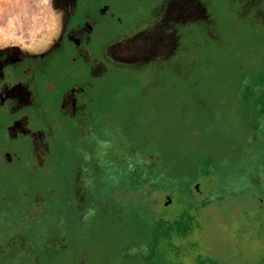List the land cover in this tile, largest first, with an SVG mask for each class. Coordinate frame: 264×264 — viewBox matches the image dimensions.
<instances>
[{
	"label": "rangeland",
	"instance_id": "1",
	"mask_svg": "<svg viewBox=\"0 0 264 264\" xmlns=\"http://www.w3.org/2000/svg\"><path fill=\"white\" fill-rule=\"evenodd\" d=\"M71 3L0 0V54L38 57L49 53L60 41ZM198 3L210 9L199 25L186 20L192 15L200 18L203 11L197 0H129L125 7L141 13L142 21L125 40L113 44L111 51L120 61H151L122 67L125 78L117 80L130 86L136 99L130 112L141 125L130 120V138L134 150L155 148L168 160L172 158V174L194 178L202 166L204 176L211 177L203 188L217 203L221 176L238 169L245 180L239 190H249L252 207L243 206L230 214L226 200L219 207L223 222L215 221L208 230L203 224L190 229L188 219L194 210L184 194H176L171 206L159 208L151 198L157 183L135 174L143 167L133 165L121 187L108 193L99 189L93 208L98 219L87 226L82 205L76 212L74 200L85 182L83 176L78 178L75 132L68 133L65 125L69 128L71 123L50 107V116L42 115L32 127L43 130L50 144L46 180L54 196L49 201L64 212L60 216L75 243L59 257L58 264H264V213L258 208V199H264V17L260 16L264 0H249L252 8L240 7L233 0ZM106 36L110 34L102 36L103 42ZM83 77L62 79L51 74L47 89L60 92ZM112 77L105 78L107 87L116 85ZM35 111L40 113L41 108ZM15 118L0 108V191L4 192L15 184L35 182L30 183L34 175L35 186L41 180L30 149L21 154L16 169L3 164V145L9 142L6 128ZM65 138L71 144L59 157L56 149ZM89 183L84 191L102 185V181ZM236 236L242 252L234 249ZM218 238L223 246L210 241Z\"/></svg>",
	"mask_w": 264,
	"mask_h": 264
},
{
	"label": "flooded vegetation",
	"instance_id": "2",
	"mask_svg": "<svg viewBox=\"0 0 264 264\" xmlns=\"http://www.w3.org/2000/svg\"><path fill=\"white\" fill-rule=\"evenodd\" d=\"M233 1L240 3V7H251L249 0ZM128 3L129 0H72L60 41L47 55L25 57L18 53L0 54V108L3 106L7 113L16 115L6 128L9 142L3 145V164L14 165L16 169L21 154L25 149H30L35 156L33 167L41 176L38 186H35L37 181L34 175L30 183L33 180L35 182L31 184H15L7 189L8 192H4V189L0 191V264H58L59 257L75 246L72 243L73 234L66 229L65 221L60 216L64 212L56 203L51 204L49 201V197L54 196V190L49 188L46 180L50 175V144L43 130L32 127L36 120L50 116V107L71 123L69 128L68 124L65 125L68 133L70 130L75 132L73 139L77 147L74 151L80 168L78 178L83 176L85 182L80 186L83 192L74 200L78 206L76 212L82 205L81 212L88 222L87 226L94 223L95 218L98 219L93 208L100 196L99 189L104 188L108 193L118 188L133 165L143 167L135 174L145 176L150 183L152 180L153 184L157 183L155 187L152 186L151 198L159 208L171 206L178 193L184 194L186 202L190 203L211 197L206 195L202 185L211 177L204 176L202 166L198 167L194 178L181 174L178 176L172 174L175 169L172 158L168 160L155 148L134 150L129 123L132 124L130 120H134V123L141 125L137 116L130 112V106L135 104L133 101L136 99L131 87L120 85L117 80L125 78L122 67L134 68L151 61H120L111 51L113 44L125 40L142 21L141 13L125 8ZM197 4L203 11L198 16L200 18L194 19L192 15L186 20L199 25L210 9L208 5L198 3V0ZM260 16L264 17V12ZM104 34L110 36H106L103 42ZM74 64V69L68 68ZM55 73L61 75L62 79L66 75L84 77L60 92L49 91V78ZM108 75L116 78V85L108 84L112 88L109 91L105 83ZM120 100L124 105H120ZM36 108H41V112H36ZM51 117L50 122L54 121ZM50 126L54 129L52 122ZM61 143L56 149L59 157L71 144L66 138ZM237 170L234 169V172ZM240 178L245 181L242 175ZM94 181H102L101 187L89 186L84 191V185ZM244 191L249 195V190ZM241 192L238 189L237 194ZM226 200L230 214L243 206L252 207V199L242 203L239 198L227 196L219 204L214 200L215 203L207 205L199 217L207 230L208 227H214L215 221L221 219L223 222L219 207ZM258 203V208L264 213V199L259 198ZM259 225L261 228L262 224ZM235 238L239 240V237ZM210 241L219 246L224 244L221 238ZM223 253L225 255V249Z\"/></svg>",
	"mask_w": 264,
	"mask_h": 264
},
{
	"label": "trees",
	"instance_id": "3",
	"mask_svg": "<svg viewBox=\"0 0 264 264\" xmlns=\"http://www.w3.org/2000/svg\"><path fill=\"white\" fill-rule=\"evenodd\" d=\"M253 159V158H251ZM244 183V181L240 178V175L237 172H233L231 174L227 173V175H225L224 177H222L219 181V188L218 191L215 194H219V200L221 201L223 198H226L227 196L229 197H233L234 199L239 198L241 200V202H246L248 201V196L246 195V191L245 194H237V191L239 189V185H242ZM244 188H246L244 186ZM241 191H244V189H242ZM220 201L217 203L219 204ZM190 205V208L194 210L193 213H191L190 215V229H192V225H195V227L199 226L201 228V225L203 224L202 221L200 220V216L201 213H203L204 208L207 205H211L214 202V199H212V197H210L207 200H203L201 202H197L195 201L194 203H190L188 202ZM195 213V215L193 216V214ZM195 223V224H193ZM188 227V228H189ZM187 228V230H188ZM248 229H245V231ZM262 237H264V233H262ZM241 241L237 240L235 241V248H238L239 251H241V249H239L240 247H242V245L240 244ZM238 246V247H237ZM237 250V251H238ZM242 252V251H241Z\"/></svg>",
	"mask_w": 264,
	"mask_h": 264
}]
</instances>
